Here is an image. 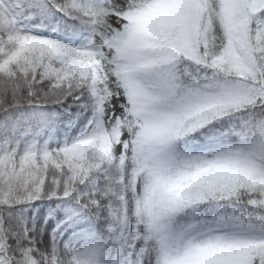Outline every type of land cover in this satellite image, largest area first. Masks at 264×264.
<instances>
[{
	"label": "snow or ice",
	"instance_id": "snow-or-ice-1",
	"mask_svg": "<svg viewBox=\"0 0 264 264\" xmlns=\"http://www.w3.org/2000/svg\"><path fill=\"white\" fill-rule=\"evenodd\" d=\"M0 264H264V0H0Z\"/></svg>",
	"mask_w": 264,
	"mask_h": 264
}]
</instances>
